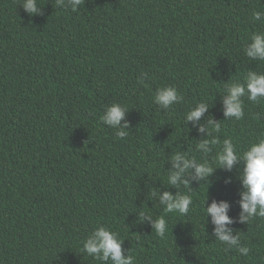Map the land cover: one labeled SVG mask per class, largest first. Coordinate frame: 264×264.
Returning a JSON list of instances; mask_svg holds the SVG:
<instances>
[{
	"label": "trees",
	"instance_id": "16d2710c",
	"mask_svg": "<svg viewBox=\"0 0 264 264\" xmlns=\"http://www.w3.org/2000/svg\"><path fill=\"white\" fill-rule=\"evenodd\" d=\"M38 7L29 16L20 0H0V264H105L82 250L100 226L118 234L135 264H264V218L239 221L242 164L207 181L186 174L188 187L167 183L177 153L215 168L224 139L243 152L264 138V98L245 95L240 120L226 119L222 102L227 83L264 73V61L243 52L264 32V18L252 21L264 0ZM166 86L182 97L169 109L154 102ZM200 102L207 111L186 121ZM114 103L126 108L123 139L100 119ZM210 119L220 143L205 155L196 144L209 138L199 128ZM164 192L191 195L189 213H166ZM213 199L229 203L228 227L247 256L216 240L203 210ZM159 217L163 237L152 228Z\"/></svg>",
	"mask_w": 264,
	"mask_h": 264
},
{
	"label": "clouds",
	"instance_id": "9594fccd",
	"mask_svg": "<svg viewBox=\"0 0 264 264\" xmlns=\"http://www.w3.org/2000/svg\"><path fill=\"white\" fill-rule=\"evenodd\" d=\"M83 0H56L57 6L61 8L70 7L73 12L77 11ZM20 6L29 15L40 14L38 0H20ZM264 18V12L254 11L252 21H260ZM250 42L244 47V55L249 60L264 61V32H254L250 36ZM226 95L223 98L224 116L226 119L233 118L240 120L244 116L243 100L246 95L251 102H259L264 98V73L251 71L244 78V82L227 83L225 88ZM182 97L178 94L175 87L166 86L156 91L154 102L164 109H169L172 105L180 101ZM208 104L200 102L194 109L185 114L186 121H199L200 117L207 111ZM126 108L114 103L107 107L100 117L104 124L116 129V135L123 139L127 133L120 128V122L124 118ZM210 127L201 126L200 132H207L209 138L203 139L196 144V148L201 153L207 155L212 152L213 146L220 143L213 133L220 132V123L212 119L208 121ZM127 125H125L126 127ZM172 171L167 176V183L173 186H190V180L186 179V174L193 180H205L210 177L217 169L231 171L234 166L242 164L239 180L242 185L240 191L239 207L241 209L239 221L247 223L255 217L264 218V138L252 143L246 151L239 152L231 139H224L222 147L216 152L213 158L215 168L207 161H199L187 154L177 153L171 158ZM190 170H194L191 172ZM156 193H153L155 195ZM160 204L163 205L166 213H179L187 215L192 204V196L189 194L164 192L159 196ZM207 203V199L205 204ZM204 204L206 218L211 216V223L214 227L216 240L228 248H235L241 255L247 256L249 249L241 246L240 239L233 235V230L228 225L234 221L228 215L229 203L225 200H212L207 207ZM144 216V213H141ZM150 218V216L148 217ZM152 228L159 236L163 237L166 232L167 224L164 217L152 220ZM123 240L118 238V234L100 226L83 242L82 250L89 256L98 261L111 262V264H135L132 255H125L122 249Z\"/></svg>",
	"mask_w": 264,
	"mask_h": 264
}]
</instances>
